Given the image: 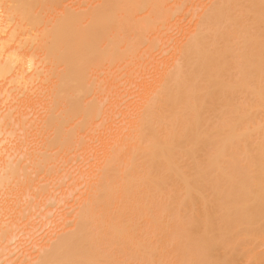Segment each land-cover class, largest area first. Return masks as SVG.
Here are the masks:
<instances>
[{
	"label": "bare ground",
	"instance_id": "1",
	"mask_svg": "<svg viewBox=\"0 0 264 264\" xmlns=\"http://www.w3.org/2000/svg\"><path fill=\"white\" fill-rule=\"evenodd\" d=\"M203 5L0 0V264H264V0Z\"/></svg>",
	"mask_w": 264,
	"mask_h": 264
},
{
	"label": "rangeland",
	"instance_id": "2",
	"mask_svg": "<svg viewBox=\"0 0 264 264\" xmlns=\"http://www.w3.org/2000/svg\"><path fill=\"white\" fill-rule=\"evenodd\" d=\"M204 1V5L202 6V9L203 10H205V9H207L208 7H210V6H212V5H214V1L215 0H203ZM202 9L200 8V7H194V8H188V9H186L185 11H184V14L186 15V14H191V13H195V12H198V13H196L195 15H197V16H195L193 19H191V20H189L188 21V18H189V16L186 18L187 19V21H188V23H186V21L185 22H183V24L180 26V28H179V31H181V32H178L177 31V29H175V31H174V29H173V31H171L170 33H169V35H171V36H169L168 38V45L166 46V52H168V53H166V54H163V56H159V55H161L160 54V52L159 51H155L154 53H153V56H155L156 54V56L155 57H157L158 59L155 61V63L149 68V70L147 71V73H146V75L145 76H143L142 78H138L137 79V83L135 82V84H136V91L135 92H133V94H130V100H129V105L130 106H132V107H134V105H135V103H138L139 101H141L146 95H148L151 91H153V90H156L157 88H158V86H159V82L162 80V75H163V68L164 67H167V65H169V63H170V59H171V53L169 54V51H170V49H171V47H175L176 45H179V43H181L182 42V39L184 40V38L185 37H187V36H190L194 31H195V29H196V27H197V25H198V23H199V21L201 20V17H200V10L202 11ZM183 14V15H184ZM183 15H181L180 17H178L177 18V22L178 23H181V21H182V18L184 17ZM190 19V18H189ZM181 29V30H180ZM174 32V33H173ZM168 47V48H167ZM159 53V54H158ZM160 57V58H159ZM122 109V111H124V107L123 108H121ZM126 109V108H125ZM118 123H117V125H115L114 127H113V131H115V132H117L118 130H120L121 128H122V126H124L125 125V122H120V121H117ZM242 128V127H241ZM242 129H246V130H252L253 129V126H250V125H248V126H244ZM246 139V140H245ZM244 140H243V142L245 143V144H247L248 145V147H249V149H250V151H251V153H254V154H257L259 151H260V148L261 147H264V135H262L260 132H257V131H255V132H253V134H252V136H250V134H248L247 136H246V138H245ZM95 141V140H94ZM99 143L97 144V146L95 145L96 143L94 142V152H92L93 154H91L92 156V158H91V160H88V164H90V167H93V166H91L93 163L95 164V161L96 160H98V156H99V154L102 152V150L103 149H105L104 148V144H103V142H101L100 143V141H98ZM25 140H24V142H23V146H25ZM242 145H244L243 143H242ZM93 149V148H92ZM94 156V157H93ZM89 159H90V157H89ZM94 160V161H93ZM91 161V162H90ZM97 162V161H96ZM92 163V164H91ZM86 166V165H85ZM88 166V165H87ZM86 166V167H87ZM83 168H85L84 166H82ZM81 167V168H82ZM89 167V166H88ZM80 168V169H81ZM86 169V171H84V169H82V170H80V172L79 173H81L82 172V174L81 175H84L83 173L84 172H86V173H88L89 171L88 170H91V171H93L92 170V168H85ZM88 169V170H87ZM84 171V172H83ZM76 174V173H75ZM75 174H73L72 176V178H74V175ZM80 175V176H81ZM77 176L79 177V175H78V173H77ZM77 176H75V178L74 179H76V177ZM78 177H77V180H78ZM82 177H84V176H81L79 179H82ZM81 183H80V186H79V184H78V186H77V188H79V187H81ZM83 186V185H82ZM61 192H63V191H59L58 190V194L56 195L55 194V196L57 197V198H60L61 197V195L59 194V193H61ZM55 193H57V192H55ZM72 201V200H71ZM73 202H70L69 204L67 203V207H70V206H72L71 204H72ZM65 205L61 208L60 207V209H59V207H57V208H55L56 209V211L55 210H53V211H55V212H57V214H55V215H60L61 216V218H62V214H66V212H68L69 213V211H68V209H67V207H66ZM65 207V208H64ZM58 209V210H57ZM65 210V211H64ZM54 212V213H55ZM61 212H64V213H61ZM67 213V214H68ZM52 216H53V214H52ZM60 216H55V218H54V220H56V218L58 219ZM54 217V216H53ZM61 218H59L60 220H61ZM57 222L59 221V220H56ZM59 222H61V221H59ZM58 222V223H59ZM45 226H43L42 228H41V230H42V232H41V230H40V232H39V234L37 233L35 236L33 235L32 236V238H31V241H30V244L29 243H27L28 241H25V242H22L21 244H20V246H22V249L26 252V254H29V252H27L28 250H30V252H31V249L32 248H30V249H28L29 247V245H35V244H37L38 242H40V244H44V241H47L45 238L46 237H43L44 235L46 236V234L48 233V232H46V231H44V230H46V229H49L50 228V225L49 226H46L45 228H44ZM49 227V228H48ZM43 231L46 233V234H44L43 233ZM41 233V234H40ZM44 234V235H43ZM40 237V238H39ZM43 237V238H42ZM40 239V240H39ZM33 240H36V241H38V242H36V241H33ZM34 242V244H32ZM36 242V243H35ZM27 243V244H26ZM26 244V246H24V245ZM39 244V243H38ZM17 247H18V245H16ZM16 246H15V248H16ZM19 246V247H20ZM25 248H24V247ZM18 247V248H19ZM33 247V246H32ZM11 248H13L14 249V247H11ZM11 248H10V250H11ZM12 249V250H13ZM15 250H17V248L15 249ZM258 250H260V251H262V252H264V244H262V245H260L259 247H258ZM223 252H225V251H221L220 250V253H219V255L218 256H220L221 257V260H223L224 258H222L224 255H223ZM31 254V253H30ZM221 254V255H220ZM236 253H234V255H235ZM238 254V253H237ZM243 260H244V257H243V255H236V262L238 261V263L240 264V263H242L243 262ZM19 262L20 261H17V264H19ZM16 263V262H15Z\"/></svg>",
	"mask_w": 264,
	"mask_h": 264
}]
</instances>
